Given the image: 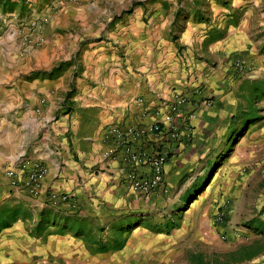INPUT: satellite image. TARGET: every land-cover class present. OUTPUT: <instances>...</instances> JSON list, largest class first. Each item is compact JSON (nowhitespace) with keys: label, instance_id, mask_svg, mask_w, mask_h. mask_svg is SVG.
Returning a JSON list of instances; mask_svg holds the SVG:
<instances>
[{"label":"crops","instance_id":"1","mask_svg":"<svg viewBox=\"0 0 264 264\" xmlns=\"http://www.w3.org/2000/svg\"><path fill=\"white\" fill-rule=\"evenodd\" d=\"M200 1L204 6L192 4L182 12L190 17L175 26L170 9V18L150 33L146 50L143 27L132 23L139 63L132 69L128 64L129 71L103 41L88 45L73 81L78 90L63 115L60 105L72 80L62 75L22 84L23 107L16 113L12 66L0 62V204L21 198L28 209L43 212L40 238L47 240L45 256L57 264H218L221 240L234 238L210 220L212 204L201 211L205 186L187 188L181 178L193 167L190 156L194 160L211 139L225 135L232 106L221 89H230L234 59L256 62L264 44V0ZM201 15L206 20H198ZM44 47L55 51L52 43ZM179 92L199 103L211 99L210 106L196 107L191 143L171 155L160 190L145 198L126 191L117 154L106 155L113 147L107 128L148 126L161 116L162 103ZM13 144L47 168L36 197L12 188L5 177L20 157L12 158ZM51 192L68 194L72 206H51ZM8 226L0 240L13 228ZM225 264H264V250Z\"/></svg>","mask_w":264,"mask_h":264},{"label":"rangeland","instance_id":"2","mask_svg":"<svg viewBox=\"0 0 264 264\" xmlns=\"http://www.w3.org/2000/svg\"><path fill=\"white\" fill-rule=\"evenodd\" d=\"M192 4L204 6L200 0H0V62L12 66L13 86L18 88V96H14L16 113L23 107L22 84L39 79L65 75L72 80L67 92L74 97L78 88L73 81L82 71L81 55L90 44L103 41L123 60L126 70L136 67L139 40L129 26L138 23L143 27L142 44L146 50L150 33L169 17L170 9L171 25L175 26L190 17L182 12L189 11ZM197 19L206 20L204 15ZM76 34L80 37L77 40ZM48 43L53 44L54 52L44 47ZM43 52H47L46 57H42ZM237 59L245 60L250 70L235 72ZM231 68L230 89H221L225 92L220 94L225 104L229 101L232 106L225 135L211 139L194 154V160L190 156L188 164L193 167L181 178L187 188L198 184L200 190L205 186L200 195L201 211L212 204L210 220L216 222L217 213H222L224 222L218 224L234 235L221 240L223 252L216 259L218 264L236 262L264 250V226L256 223H264V44L255 63L236 58ZM63 103L59 109L62 115L70 110V104ZM20 153L13 144L12 158L32 160ZM42 213L28 209L21 198L2 200L0 232L9 224L13 228L0 240V264H57L51 256H45L47 240L40 238ZM225 250L232 251L224 253Z\"/></svg>","mask_w":264,"mask_h":264},{"label":"built area","instance_id":"3","mask_svg":"<svg viewBox=\"0 0 264 264\" xmlns=\"http://www.w3.org/2000/svg\"><path fill=\"white\" fill-rule=\"evenodd\" d=\"M234 70L237 73L246 72L250 70L249 64L237 59ZM197 94L198 90L194 92V95ZM200 103L208 107L211 100L203 99ZM200 103L186 94L175 93L170 100L162 103L163 112H158L161 116H157L148 126L107 128L106 139H112L113 147L106 155L117 154L119 181L126 191L145 198L164 187L165 167L171 155L191 137L196 107ZM46 174L47 168L42 162L21 156L13 160L5 171L10 186L30 197L39 195ZM47 201L55 208L62 205L71 207L73 204L66 193L51 192ZM222 215L217 213V223L224 222Z\"/></svg>","mask_w":264,"mask_h":264},{"label":"trees","instance_id":"4","mask_svg":"<svg viewBox=\"0 0 264 264\" xmlns=\"http://www.w3.org/2000/svg\"><path fill=\"white\" fill-rule=\"evenodd\" d=\"M70 97H71V92H67V93H66L65 100H64V103H63V104L67 103V101H68V99H69Z\"/></svg>","mask_w":264,"mask_h":264}]
</instances>
